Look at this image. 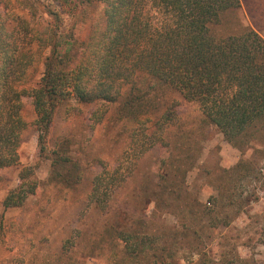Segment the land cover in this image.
Instances as JSON below:
<instances>
[{"label": "rangeland", "instance_id": "rangeland-1", "mask_svg": "<svg viewBox=\"0 0 264 264\" xmlns=\"http://www.w3.org/2000/svg\"><path fill=\"white\" fill-rule=\"evenodd\" d=\"M72 1L76 5L60 6L56 0L0 5V28L9 34L8 42L19 45L20 68L32 86L49 53L38 32L55 24L47 8L62 11L63 30L80 41L104 30L102 0ZM248 26L264 36V0H242L216 31L227 35ZM158 84L145 116L156 120L167 112L170 123L164 130L126 116L119 101L103 106L65 100L56 109L45 151L32 99L25 97L28 126L19 162L0 166V264H149L152 244L140 255L145 259H127L119 251L118 233L108 230L111 225L123 233L158 234L159 250L170 247L172 257L161 252L167 264H231L237 256L249 264L264 263V128L230 142L198 102ZM102 107L106 113L99 119ZM58 149L70 159L64 167L53 165L52 152ZM26 167L38 180L37 192L21 206L4 208ZM104 168L117 169L119 177L110 182L115 191L102 209L91 192Z\"/></svg>", "mask_w": 264, "mask_h": 264}, {"label": "trees", "instance_id": "trees-1", "mask_svg": "<svg viewBox=\"0 0 264 264\" xmlns=\"http://www.w3.org/2000/svg\"><path fill=\"white\" fill-rule=\"evenodd\" d=\"M56 1L60 6L76 5L72 0ZM102 1L104 30L88 41L63 30L62 11L46 9L55 24L38 32L49 53L43 74L33 86L20 68L19 45L8 42L9 34L0 28V166L19 162L21 136L28 126L23 112L26 96L32 99L42 151L47 147L56 109L65 100L102 102L103 106L119 101L126 116L137 117L142 124L153 121L164 130L170 123L167 112L156 120L145 116L151 91L158 83L198 102L205 118L230 142L252 128H264V36L252 26L227 35L216 31L227 13L241 7L242 0ZM3 3L0 0V5ZM105 113L102 107L99 119ZM52 153L53 165L64 167L70 161L59 149ZM107 169L95 177L91 192L102 209L109 206L115 191L112 183L119 177L117 169ZM32 173L31 167L22 169L18 186L3 201L4 208L21 206L37 192L38 180ZM183 189L191 199L189 189ZM198 199L193 197L201 204ZM108 230L118 233L116 238L123 241L119 251L127 259H145L140 255H146L150 243L155 252L149 264H167L163 256L172 257L170 247L159 250L156 233H123L114 225ZM246 261L237 256L231 264Z\"/></svg>", "mask_w": 264, "mask_h": 264}]
</instances>
